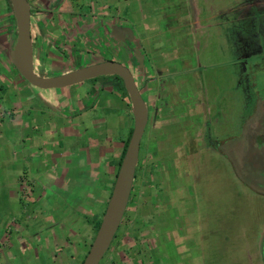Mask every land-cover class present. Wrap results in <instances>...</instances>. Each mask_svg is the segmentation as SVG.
Returning a JSON list of instances; mask_svg holds the SVG:
<instances>
[{
  "label": "crops",
  "instance_id": "crops-1",
  "mask_svg": "<svg viewBox=\"0 0 264 264\" xmlns=\"http://www.w3.org/2000/svg\"><path fill=\"white\" fill-rule=\"evenodd\" d=\"M223 2L27 0L32 64L37 75L53 77L92 63L114 61L115 56L119 60L116 62L126 66L133 77L146 106L147 120L142 133L144 140L139 141L126 208L145 167L148 170L144 176L156 175V170L161 175L157 164L163 167L166 162L174 163L183 158L187 169L190 168L189 158L197 156L202 148L207 153L216 151L200 140L204 136L206 101L192 96V100L186 102L185 112L172 111L170 94L183 97L186 93L187 84L193 79L191 63L194 43H197L194 37L210 27L209 21L215 19L218 7L221 13H230V9H223ZM0 6L3 9L0 15V170L4 185L9 186L6 194L10 201L23 197L33 205L59 199L70 210L81 213L87 227L89 209L92 206L101 209L104 191L110 194L118 169L116 164L132 130L127 95L119 90L112 76L55 90L28 85L10 64L9 54L15 43L14 20L5 0H0ZM166 75L170 81L174 77V84L161 81ZM164 84L168 87L165 86L162 93ZM184 142L187 150L182 147ZM142 152L144 157L156 158L145 166L140 163ZM169 181L174 190L185 184L182 179L172 185L169 177L165 184ZM57 208L43 216L49 226L47 235L41 231L51 255H34L33 264H56L71 258L72 249H83L81 234L86 227L73 231L63 223L50 228L54 222L52 215L55 219L65 218V214L57 216ZM168 214L179 219L174 210L165 211V226L161 227L159 236L175 246L188 248L183 238L193 233L191 222L185 220L179 226H168ZM95 216L92 212L91 217L96 220ZM19 230L26 232V226L15 231ZM173 234L177 240L173 239ZM2 235L6 238L0 246V260L4 264H11L13 259L24 264L29 259L27 238L23 234L15 237L8 227ZM162 248L160 245L159 249Z\"/></svg>",
  "mask_w": 264,
  "mask_h": 264
},
{
  "label": "rangeland",
  "instance_id": "rangeland-1",
  "mask_svg": "<svg viewBox=\"0 0 264 264\" xmlns=\"http://www.w3.org/2000/svg\"><path fill=\"white\" fill-rule=\"evenodd\" d=\"M243 1L224 0L223 4L220 3L224 10L230 9L228 17H216L223 14L218 7L215 19L209 21L210 27L205 28L203 34L200 30V34L195 35L197 43H194L191 63L193 79L188 82L183 97L170 94L172 111L185 112L188 109L186 102L191 101L192 96L206 101L204 115L210 139L220 144L217 150L223 149L225 154L217 150L207 153L202 148L197 156L189 158L190 168L186 169L187 161L183 158L174 163L166 162L163 167L157 164L161 175L156 170V175L146 177L148 169L145 167L134 186V197L99 264H264V193L257 192L253 183H243L237 177L240 172L252 181L257 170L264 166L263 160L259 162L254 157L257 144L250 147L248 132V127L256 123L258 132H261V121L264 119V52L256 47L251 37L253 32H260L262 18L258 15L263 11L248 8L247 2ZM2 10L0 6V15ZM113 57L114 62L119 61ZM240 75L241 87L237 86ZM161 81L174 84L175 80L173 77L170 81L166 75ZM165 86L168 87L164 84L162 93L166 90ZM143 140L144 134L140 141ZM200 140L203 141L201 137ZM182 147L187 150L186 142ZM154 158L149 155L144 157L142 152L140 163L146 166ZM3 177L0 170V246L5 241L6 235L2 233L7 227L15 237L23 234L29 248V259L24 264H33L31 258L34 255H51L41 231L47 235L49 226L43 216L54 207H58V211H54L57 216L65 214V218L55 219L52 215L54 222L50 228L60 227L63 223L73 231L86 227L82 214L70 210L59 199L34 205L23 197L10 201L6 194L9 186L4 185ZM167 177L172 179V185L182 179L185 184L174 190L170 181L165 184ZM257 178L262 183L261 174ZM14 188L19 190L18 186ZM108 192L104 191L101 209L92 206L88 211L87 227L81 234L83 249H72L71 258L56 264L81 263L95 234L94 222L100 220L105 209ZM163 198L167 201L161 202ZM173 210L179 219L168 214V226H179L185 220L191 222L193 233L183 238L185 246H188L186 249L159 236L161 227L165 226L163 213ZM92 212L96 214V220L91 217ZM25 226L27 233L15 231ZM31 230L34 232L30 233ZM173 235V239L177 240ZM160 245H163L162 249H159ZM160 253H163L162 257ZM0 264H4L3 260ZM11 264H20V261L13 259Z\"/></svg>",
  "mask_w": 264,
  "mask_h": 264
},
{
  "label": "water",
  "instance_id": "water-1",
  "mask_svg": "<svg viewBox=\"0 0 264 264\" xmlns=\"http://www.w3.org/2000/svg\"><path fill=\"white\" fill-rule=\"evenodd\" d=\"M15 27V43L10 51L11 66L30 86L40 90L69 87L91 79L115 76L121 80L132 112L133 126L94 237L80 264H99L110 247L125 212L138 158L141 135L147 120L145 103L126 66L105 60L81 66L53 77L33 71L30 36V9L27 0H8Z\"/></svg>",
  "mask_w": 264,
  "mask_h": 264
},
{
  "label": "trees",
  "instance_id": "trees-1",
  "mask_svg": "<svg viewBox=\"0 0 264 264\" xmlns=\"http://www.w3.org/2000/svg\"><path fill=\"white\" fill-rule=\"evenodd\" d=\"M5 3H6V6H7V9H8V11H11V8H10V5H9V3H8V0H5ZM14 34H15V28H14ZM14 38H15V35H14ZM112 78L115 80V81H117V83H118V87H119V90L121 91V92H123L124 94H125V91H124V89H123V86H122V83H121V80L119 79V78H117V77H115V76H112ZM91 80H97V79H91ZM264 120V119H263ZM263 120L261 121V126H262V131L261 132H258V130H259V126H258V123H256V125H251V126H249L248 127V132H249V134H250V140H249V144H250V147H253V144L254 145H256L257 144V147L255 148V149H257V152L254 154V157H256V158H258L259 159V162H261L262 160H263V162H264V125H263ZM130 132L131 131H129V133H128V135H127V138H126V140L124 141V144H123V148H122V152H121V155H120V158H119V160H118V162H117V164H116V166H117V168H118V166H119V164H120V161H121V158H122V156H123V153H124V150H125V147H126V144H127V141H128V139H129V136H130ZM253 133V134H252ZM263 141V142H262ZM262 142V145H260V143ZM214 148L217 150V148H219V146H221L220 144H216V143H214ZM217 151H219L220 153H223V154H225V152L223 151V149L221 150H217ZM258 162V163H259ZM262 164V163H261ZM260 164V165H261ZM264 164V163H263ZM258 174H261V181H262V183H260L259 182V179L257 178V175ZM243 175V176H242ZM237 177L240 179V180H242V182L244 183V182H250V183H253L254 184V186H256L257 187V189L258 190H256L257 192H260V193H264V166L262 167V168H260V169H258L257 170V172H256V175H255V177H254V179L252 180V181H250V180H247L246 178H245V176H244V174H242V173H240V172H238V175H237ZM252 179V178H251ZM99 221L100 220H96L95 222H94V233L96 232V229H97V227H98V225H99Z\"/></svg>",
  "mask_w": 264,
  "mask_h": 264
},
{
  "label": "flooded vegetation",
  "instance_id": "flooded-vegetation-1",
  "mask_svg": "<svg viewBox=\"0 0 264 264\" xmlns=\"http://www.w3.org/2000/svg\"><path fill=\"white\" fill-rule=\"evenodd\" d=\"M244 1L247 2L246 5L248 6V8H252V9H254V11H258V10L259 11L260 10L263 11L262 13H260V15H258L259 18H262V20L260 19V22H261L260 32L259 33L253 32V34H251V37H252V40L254 41L256 47H258V49H261V51L264 52V0H244ZM216 17L227 18L228 15H226V14H222V15L221 14H217ZM241 77L242 76L240 75L239 76L240 80H239V82L237 84V86H239V87L242 86ZM204 125H205V130H204L203 141H205L206 146H208V147L210 146L212 149H214L215 146H214L213 141L210 139V131H209L208 127H207L208 126L207 122Z\"/></svg>",
  "mask_w": 264,
  "mask_h": 264
}]
</instances>
